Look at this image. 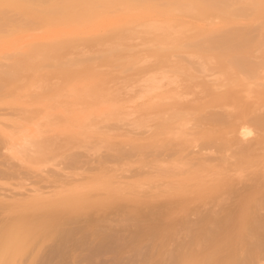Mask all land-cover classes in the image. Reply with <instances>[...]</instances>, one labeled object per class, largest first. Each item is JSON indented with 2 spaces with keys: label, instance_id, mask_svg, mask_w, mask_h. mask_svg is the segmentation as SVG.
Instances as JSON below:
<instances>
[{
  "label": "rangeland",
  "instance_id": "rangeland-1",
  "mask_svg": "<svg viewBox=\"0 0 264 264\" xmlns=\"http://www.w3.org/2000/svg\"><path fill=\"white\" fill-rule=\"evenodd\" d=\"M140 1L4 6L0 264H264V0Z\"/></svg>",
  "mask_w": 264,
  "mask_h": 264
},
{
  "label": "bare ground",
  "instance_id": "bare-ground-1",
  "mask_svg": "<svg viewBox=\"0 0 264 264\" xmlns=\"http://www.w3.org/2000/svg\"><path fill=\"white\" fill-rule=\"evenodd\" d=\"M8 1H10V0H8ZM13 0H11L10 2H8L9 4L12 2ZM48 1V2H47ZM56 1V0H55ZM58 1H60V0H58ZM58 1H56L57 3H58ZM114 1V0H113ZM142 1V0H141ZM140 1V2H141ZM146 1H149V0H146ZM146 1L144 0V4H146ZM151 1V0H150ZM149 1V2H150ZM179 1H181V0H179ZM183 1V0H182ZM192 1V0H191ZM198 1V0H197ZM200 1V0H199ZM204 1V0H203ZM206 1H208V0H206ZM212 1H216V4H214V3H212V4H214L215 5V7L216 6H218V4L220 3V1H225V0H212ZM211 1V2H212ZM219 1V2H218ZM7 1L5 0L4 2H3V0H2V2L1 3H4V5L3 4H1L0 3V28L2 27V29L3 30H5V28H6V26H8V25H6L7 24V22L8 21H10V23H12L13 21L15 22L16 21V17H17V15H12V18H5V11H6V6H8V3L6 4V6H5V3H6ZM34 2H36V3H41V5H43V4H46L45 2H47V4L50 2V0H34ZM51 2H52V0H51ZM50 2V3H51ZM54 2V1H53ZM52 2V3H53ZM149 2H147V4L149 3ZM193 2H194V0H193ZM201 2V1H200ZM205 2V1H204ZM217 2H218V4H217ZM51 3V4H52ZM57 3H53V5L54 4H57ZM107 3H109L108 1H107ZM151 3V2H150ZM196 3V2H195ZM142 5H143V3H141ZM58 5L59 6H55L56 7V9H54L55 7H53V8H51V10L49 9L48 11H50V12H46V17L47 18H49V19H53L54 18V16L56 17V15L58 14L57 13V11H59V10H61V5L58 3ZM1 6H3V7H1ZM5 6V7H4ZM59 7H61V8H59ZM59 10H58V9ZM218 9V8H217ZM219 11H220V8L218 9ZM63 11H65L64 9H63ZM52 12H54L53 14H52ZM60 13H63L62 12V10L61 11H59ZM49 13H51V14H49ZM10 15V14H9ZM54 15V16H53ZM49 16V17H48ZM51 16V17H50ZM43 16H41V18H42ZM53 17V18H52ZM13 18H16V19H13ZM47 18H42V19H47ZM48 19V20H49ZM12 20V21H11ZM9 23V22H8ZM4 25H6L5 26V28H3L4 27ZM20 26V27H19ZM18 27L20 28V29H23L22 28V24H18ZM17 27V29L19 30V28ZM26 27V26H25ZM9 28V27H8ZM2 30V31H3ZM24 30V29H23ZM235 34H238L240 37H239V39H237V40H233L231 43H232V45H234V46H237V47H240V46H245L247 43H248V38H247V36H248V34L246 33V32H241V30H240V32H238V31H236V33ZM212 41V40H211ZM216 41H217V39L215 38V42H214V39H213V42H211V44L212 43H215V45H216ZM218 41H220V42H226L227 41V38H221V40H218ZM219 42V43H220ZM212 45H214V44H212ZM0 75H2V74H0ZM4 75L5 76H9V74L7 75L6 73L4 74L3 73V78L2 79H5V80H7V78H4ZM9 79V78H8ZM0 89H1V86H0ZM186 124H187V121L185 122ZM263 124V123H262ZM181 125V124H180ZM185 125V124H184ZM180 127V126H179ZM184 127H186V126H184ZM188 128V127H187ZM186 129V128H185ZM181 130H184V128H183V126H182V128H181ZM176 131H178V129L176 130ZM180 131V130H179ZM178 131V132H179ZM184 132V131H183ZM185 134V133H184ZM248 135H250V132H244V137H247ZM181 136V135H180ZM214 221H216V222H218V228H217V230H214L212 233H211V235L209 234L208 236L211 238V236L213 237L214 235L213 234H218V232L219 231H222V230H225V229H227L228 227H227V225H224V224H222L221 223V221L220 220H214ZM261 221V220H260ZM259 221V223H258V226H257V229L259 230V232L262 234V235H264V220L262 221V222H260ZM82 222V221H81ZM84 223L86 222V221H83ZM83 222L82 223H79L78 225H81V224H83ZM152 227H154V225L153 226H150V227H146V228H144L143 230H142V232H141V234H140V231L138 232V234L136 233V237H135V239H137L138 237H140L142 234H145V233H148L149 231H150V229L152 228ZM73 235H72V233H65L63 236H62V238H61V246L63 247V249L65 250L66 249V244H67V242H69V241H71L73 238ZM213 239V238H212ZM261 241H263L264 242V239L263 240H261ZM261 241H258V242H261ZM256 244V246L258 247V248H260V247H262V248H260V249H264V245H263V243H262V245L260 246V244L259 245H257V242L255 243ZM254 245V244H253ZM252 245V247H256V246H253ZM115 247V246H114ZM121 247V246H120ZM104 249V248H103ZM102 248H99V249H97V250H99V252H100V250L102 251L103 250ZM250 250H251V247H250ZM253 250V249H252ZM254 251V250H253ZM64 252V251H63ZM251 252V251H250ZM255 253V252H254ZM253 254V253H252ZM256 254V253H255ZM254 254V255H255ZM187 255V254H186ZM182 256V257H178L179 259H182V258H184V257H187V256ZM257 255V254H256ZM250 256V255H249ZM252 256V255H251ZM255 257H257V256H255ZM251 258V257H250ZM252 258H253V256H252ZM179 259L177 260V261H175V262H173V264L175 263H180V261H179Z\"/></svg>",
  "mask_w": 264,
  "mask_h": 264
}]
</instances>
